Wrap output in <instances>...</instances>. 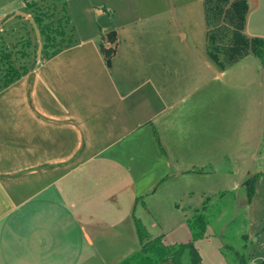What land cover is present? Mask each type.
<instances>
[{"label":"crops","instance_id":"obj_1","mask_svg":"<svg viewBox=\"0 0 264 264\" xmlns=\"http://www.w3.org/2000/svg\"><path fill=\"white\" fill-rule=\"evenodd\" d=\"M42 2L0 0V36ZM54 2L66 42L0 85V264H116L140 247L133 214L189 239L195 207L264 165L262 62L210 58L206 0ZM245 209L264 264V174ZM193 243L191 264H233L210 221Z\"/></svg>","mask_w":264,"mask_h":264},{"label":"rangeland","instance_id":"obj_2","mask_svg":"<svg viewBox=\"0 0 264 264\" xmlns=\"http://www.w3.org/2000/svg\"><path fill=\"white\" fill-rule=\"evenodd\" d=\"M44 1L45 3L42 2L40 6L34 5L30 10H26L31 15L32 21L26 17L21 18L24 25L23 29L20 26L14 28L12 23L6 24L5 31L0 36V85L8 81L17 70H22L28 63L36 62L44 53L52 52L66 42L67 38L60 33V31H64V24L62 23L60 6L58 7L60 11H58L56 4H54V1L57 0ZM233 1L235 0H211L206 5L208 53L210 58L220 65L232 61L234 57H231L235 53V57L240 54L236 52V44L238 43L235 39V31L239 26V20L237 11L230 6ZM246 1L248 12L258 4V0ZM36 15L41 18L40 23L35 20ZM241 31L252 35L246 30V20ZM250 51L257 55L264 66V45L251 46ZM226 194L223 192L220 196L212 198L209 221L211 227H215V231L220 229L222 243L227 242L241 249L244 241L243 231L247 225L245 213L246 187L242 189V194H238L235 199L231 198L230 194ZM223 248L228 250L232 255L233 264H236L237 258L232 248L224 246ZM184 251H188V253L186 252L188 254L187 259H184L183 256L181 258L187 261L191 254L187 247ZM248 259L247 256V261ZM247 261L245 264H248Z\"/></svg>","mask_w":264,"mask_h":264},{"label":"trees","instance_id":"obj_3","mask_svg":"<svg viewBox=\"0 0 264 264\" xmlns=\"http://www.w3.org/2000/svg\"><path fill=\"white\" fill-rule=\"evenodd\" d=\"M211 0H206V5L209 4ZM237 11L239 26L235 31V39L238 44H236V52L239 55H232L231 58L237 59L240 55H244L249 52L251 46L264 45V37L257 35H248L241 31L244 21L248 15V5L246 0H235L230 5ZM35 20L40 23L41 18L36 15ZM111 37V36H110ZM109 37V38H110ZM111 39V38H110ZM101 48L104 52L106 63H110L111 55L114 49L111 46H105L104 43L101 44ZM252 52V51H250ZM253 53V52H252ZM232 59V60H234ZM24 69L17 70L14 75H12L9 80L20 75ZM8 80V81H9ZM6 81V82H8ZM5 82V83H6ZM200 168L193 167L190 170H199ZM264 174V165L260 170L254 171L244 182L246 187L245 194V205H248L254 194L255 181ZM224 191H220L223 194ZM140 198L136 199L139 200ZM210 202L211 198L206 197L202 204L194 208L193 213L187 217V223L192 230L191 237L187 240L164 242L162 239V234H152L147 225L143 223L142 219L135 214H133V220L136 227V232L140 241V247L134 252L125 256L122 260L116 264H159L161 261L171 258L176 264H191L193 262L200 260V254L196 246L194 245V240L200 236H203L206 232V227L210 219ZM246 212V209H245ZM222 234V233H221ZM244 241L242 242V248L238 249L235 246L227 242H223L224 247L232 248L237 262L236 264H245L248 256V248L250 245V239L248 237L247 228L245 227L243 231ZM189 249L191 257L188 261H183L181 256L185 248Z\"/></svg>","mask_w":264,"mask_h":264},{"label":"water","instance_id":"obj_4","mask_svg":"<svg viewBox=\"0 0 264 264\" xmlns=\"http://www.w3.org/2000/svg\"><path fill=\"white\" fill-rule=\"evenodd\" d=\"M29 19L32 21V17ZM246 30L249 34L264 37V0H258L257 6L248 12Z\"/></svg>","mask_w":264,"mask_h":264},{"label":"built area","instance_id":"obj_5","mask_svg":"<svg viewBox=\"0 0 264 264\" xmlns=\"http://www.w3.org/2000/svg\"><path fill=\"white\" fill-rule=\"evenodd\" d=\"M247 263H248V264H252V263H253V260H252V259H249V260L247 261Z\"/></svg>","mask_w":264,"mask_h":264}]
</instances>
